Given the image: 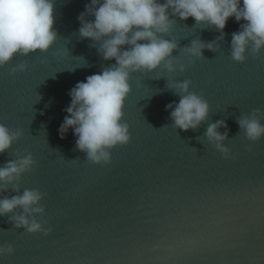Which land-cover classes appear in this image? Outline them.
Listing matches in <instances>:
<instances>
[{
	"label": "water",
	"instance_id": "95a60500",
	"mask_svg": "<svg viewBox=\"0 0 264 264\" xmlns=\"http://www.w3.org/2000/svg\"><path fill=\"white\" fill-rule=\"evenodd\" d=\"M52 2L57 39L50 49L16 53L0 66V124L22 132L0 153V167L29 154L35 161L15 181L18 190L8 184L0 199L38 189L45 213L37 219L52 231L16 228L10 217L21 208L0 216V246L14 248L0 264H264V138L249 141L238 123L255 115L264 124V49L243 63L231 58L232 34L244 21L229 18L221 33L169 9L171 30L158 35L177 44L175 70L131 73L121 121L131 140L110 149L109 164H93L73 130L62 138L59 129L70 90L115 60L80 36L78 17L94 20L86 13L91 0ZM193 41L214 48L191 56ZM22 63L25 71H13ZM185 80L209 106L187 131L171 117L180 100L172 85ZM217 122L226 124L217 131L227 133L219 143L229 159L206 135Z\"/></svg>",
	"mask_w": 264,
	"mask_h": 264
},
{
	"label": "clouds",
	"instance_id": "9594fccd",
	"mask_svg": "<svg viewBox=\"0 0 264 264\" xmlns=\"http://www.w3.org/2000/svg\"><path fill=\"white\" fill-rule=\"evenodd\" d=\"M53 8L52 0H0V66L11 61L16 53L28 55L50 49L57 39V32L53 30ZM169 9L181 20L191 17L198 24L207 23L221 33L229 18L234 17L238 23L244 21L240 30L232 34L231 58L237 63L245 62L248 53L258 56L264 49V0H91L86 13L94 16V20H85V13L78 17L82 25L80 36L100 42L99 52L103 58L114 59L115 64L100 74L88 76L86 82H78L70 90L71 103L65 109L68 115L59 131L63 138L71 128L77 137V148L85 152L93 164H109L110 149L126 146L131 140L129 125L121 122L125 101L131 92V73L150 72L161 65L169 72L175 70L171 57L177 44L158 35L171 30ZM205 48L213 49L214 43L193 41L186 51L191 56L202 57ZM56 55H66V52ZM26 68L22 63L13 71L23 72ZM179 69L185 70L182 64ZM189 86L187 80L172 85L180 100L171 111V117L175 125L185 131L204 121L209 108L205 100L188 91ZM238 123L249 141L264 138V124L255 115L242 117ZM219 126L226 127V124L210 125L206 135L223 158L229 159V149L219 143L227 133L221 135L217 131ZM21 135V131L13 132L0 124V153L8 150ZM248 150L251 151V147ZM34 163L29 154L0 167V192L5 191L8 184L18 190L15 181L31 170ZM44 195L38 189H25L22 195L0 199V216L21 208V214L10 217L15 227L30 234L48 235L52 229L37 219V215L45 213L40 203ZM13 253L11 244L0 246V257Z\"/></svg>",
	"mask_w": 264,
	"mask_h": 264
}]
</instances>
